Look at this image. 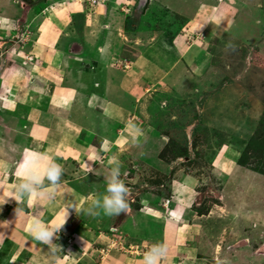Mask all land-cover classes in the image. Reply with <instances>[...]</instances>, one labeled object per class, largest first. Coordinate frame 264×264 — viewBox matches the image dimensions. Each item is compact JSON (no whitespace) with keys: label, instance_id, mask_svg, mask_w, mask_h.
<instances>
[{"label":"rangeland","instance_id":"rangeland-1","mask_svg":"<svg viewBox=\"0 0 264 264\" xmlns=\"http://www.w3.org/2000/svg\"><path fill=\"white\" fill-rule=\"evenodd\" d=\"M65 1L83 6V12L70 15L66 27L76 32L79 43L80 28L88 32L101 27L110 11L113 19L123 23L121 43L114 44L122 56L114 64L122 71L134 67L129 59L149 50L165 58L161 72L152 71L147 91L122 92L136 103L129 115L134 130L120 125L117 131L132 138L126 147L118 146L124 155L117 157L121 179L129 188L127 213L93 218L80 211L87 203L83 198L85 203L53 238L61 252L51 264H72V259L73 264H142L147 248L158 243L168 248L158 264H264V0H160L165 8H154L150 14L145 10L150 0ZM198 1L201 14L204 1L214 4V13L229 7L228 23H213L211 17L206 28H191L188 21L194 19ZM13 3L32 7V0ZM100 6L104 14L95 10ZM250 10L253 16L247 17ZM224 24L228 26L221 28ZM160 33L168 41L156 44ZM4 52L0 49V70L6 63ZM178 52L181 62L174 59ZM191 54L198 57L193 63L186 59ZM23 73L22 69L19 79ZM147 106L155 111L152 120L145 117ZM82 114L83 120H70L68 132L74 143L100 135L96 111L82 110ZM85 120L92 123L91 131L81 125ZM145 132L150 139L136 145ZM88 141L99 146L97 138ZM104 159L105 152L98 148L87 157V166H80L81 158L70 165L62 163L61 182L66 181L64 185L78 197L93 194L92 182L99 188L93 195L103 193L105 184L92 165ZM17 207L22 209L19 216L30 219L26 200L6 206L5 214L14 217ZM176 216L182 223L179 227L171 221ZM25 233L21 232L27 239ZM25 245L9 264H31L41 246L48 249L34 240Z\"/></svg>","mask_w":264,"mask_h":264},{"label":"crops","instance_id":"crops-1","mask_svg":"<svg viewBox=\"0 0 264 264\" xmlns=\"http://www.w3.org/2000/svg\"><path fill=\"white\" fill-rule=\"evenodd\" d=\"M112 1L132 3L134 0ZM150 1L148 8H145L148 14L154 8L160 11L161 8H165V4L161 5L160 0ZM211 1H204L205 8L202 9V14L200 13L202 3L199 1L196 3L195 17L188 21L191 28H206L205 24L209 23L211 17L213 23L215 20L228 23L229 7L223 8V12H219L220 9H218V12L214 13V4L210 3ZM234 1L231 0V3ZM257 1L251 5V8L257 5ZM95 10L103 14L105 12L103 6ZM81 11L83 12V6L66 3L64 0H32V7L26 9L18 7L13 0H0V49L5 51L6 62L0 70V264L13 263L16 252L32 241L28 229L33 220L39 219L42 223L53 227L64 221L65 209L69 204L74 203L78 211L84 199L85 202L88 201L86 199L88 196L74 195L73 191L64 185L68 184L66 181H62L55 190H51L45 181L39 191L50 195L51 198L36 196L26 200L31 213L30 216L28 213L22 214L28 215L30 219H23L24 216L21 214L19 216V213L9 218L7 213L5 214V207L19 204V201L13 198V188L19 183V173L28 161L42 154L55 159L60 165L64 162L70 165L71 160L81 158L80 166L84 167L88 164L87 157L94 156L99 148L105 152V159L101 163L93 164L92 169L99 171L100 183L105 184V177L109 170L108 159L114 155L123 156L124 152H120L118 146L126 147L132 139L129 133L117 134L119 126L122 125L128 129L131 126L130 129L134 130V124L132 125L129 121V115L131 116L132 110L135 109L130 108L135 107L136 103L133 105L129 102V99L122 96V92L147 91L150 88L149 80L152 71L160 73L162 70V59L165 57L157 58L159 55H152L150 50L148 54L144 52V54L136 55L135 59H129L134 65L129 70L122 71L117 68L114 62L118 58L121 61L122 56L120 52H117L114 44L121 43L119 32L123 23L113 19V13L110 10V14L101 27L93 25L94 27L88 32L80 28L82 43H79L76 32L66 27L69 26L70 15ZM147 12L144 11V17ZM252 12L250 10V14L247 12L246 16L252 17ZM85 20L88 22L87 18ZM17 22L19 28H17ZM227 26L224 24L221 28ZM207 28H210V25ZM16 39H19V44L22 45H19ZM163 40L168 41L165 34L160 33L155 43L158 44ZM181 57L178 52V56L174 59L180 61ZM196 58H198L197 55L191 54L186 59L193 63ZM205 60L207 61V58ZM22 69L24 73L19 79ZM146 84L147 88L141 86ZM146 109L145 117L152 120L155 113L153 107L147 106ZM82 110L83 112L96 111V125L101 129L100 135H103L94 136L98 139V147L88 141V139H95L92 136L74 143L75 137L68 132L71 129V117L82 119L84 116ZM23 111H27L24 117ZM86 114L88 116V113ZM43 121L44 124L39 123ZM88 122L82 121L81 125L91 131L92 123ZM94 131L96 128L92 130ZM145 134L146 137H139L136 145L150 137L146 132ZM73 147L75 150L72 149ZM137 149L139 147H136L139 156L143 155ZM44 163L45 161L41 160L40 166L43 167ZM90 184L92 193L96 194L98 185L93 182ZM37 210L41 213L37 214ZM75 213L74 208H68L67 218ZM179 213L180 210L177 215ZM171 221L177 227L182 225L176 217H172ZM172 228L170 229L178 236L173 225ZM21 232L27 233H25L28 236L25 237L27 239H24L25 235L23 236ZM26 249L30 250L29 247ZM38 251L34 253L31 264H51L55 259L45 246H41ZM75 262L71 260L72 264Z\"/></svg>","mask_w":264,"mask_h":264},{"label":"clouds","instance_id":"clouds-1","mask_svg":"<svg viewBox=\"0 0 264 264\" xmlns=\"http://www.w3.org/2000/svg\"><path fill=\"white\" fill-rule=\"evenodd\" d=\"M45 161L43 167L40 161ZM109 165L108 175L105 177V191L97 195H90L85 207L80 211L93 218L103 214L106 217H117L121 213H127L129 203V188L121 179V163L114 155L107 161ZM62 166L55 159L46 157L42 154L35 156L28 161L22 172L19 173L20 181L13 188V198L16 201L31 200L36 196L51 198L50 195L42 193L39 189L44 186L45 181L51 190H55L61 183L63 176ZM77 209L73 204H69L65 209L64 222L49 227L39 219L32 221L28 229L29 236L32 240L47 245L49 253L55 256L61 252V247L53 243V238L60 232L67 218V209ZM22 209H15L16 215ZM168 253L166 244L158 243L150 245L144 252L142 264H158V261L164 258Z\"/></svg>","mask_w":264,"mask_h":264},{"label":"bare ground","instance_id":"bare-ground-1","mask_svg":"<svg viewBox=\"0 0 264 264\" xmlns=\"http://www.w3.org/2000/svg\"><path fill=\"white\" fill-rule=\"evenodd\" d=\"M178 210H179V209H178ZM178 210H177V211H178ZM176 213H177V212H176ZM176 217L178 218V216H176Z\"/></svg>","mask_w":264,"mask_h":264}]
</instances>
